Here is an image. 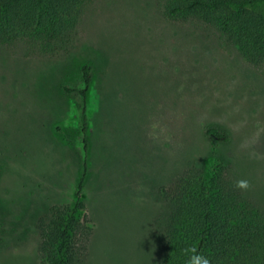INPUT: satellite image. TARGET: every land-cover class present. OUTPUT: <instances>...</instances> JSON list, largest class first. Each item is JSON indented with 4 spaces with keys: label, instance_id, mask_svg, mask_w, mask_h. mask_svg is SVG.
Segmentation results:
<instances>
[{
    "label": "rangeland",
    "instance_id": "1",
    "mask_svg": "<svg viewBox=\"0 0 264 264\" xmlns=\"http://www.w3.org/2000/svg\"><path fill=\"white\" fill-rule=\"evenodd\" d=\"M120 1L94 4L71 48L31 56L0 49V264H40L39 218L77 198L82 103L64 86L79 83L86 61L94 64V83L82 198L83 213L96 223L93 264L154 260L153 225L171 208L161 189L190 161L211 170L220 158L264 203V69L164 18L153 0ZM122 4L124 17L115 21ZM254 8L264 13V3ZM126 33L144 45L119 54ZM209 125L231 141L212 150Z\"/></svg>",
    "mask_w": 264,
    "mask_h": 264
},
{
    "label": "trees",
    "instance_id": "2",
    "mask_svg": "<svg viewBox=\"0 0 264 264\" xmlns=\"http://www.w3.org/2000/svg\"><path fill=\"white\" fill-rule=\"evenodd\" d=\"M98 1L0 0V49L15 48L31 56L71 48L85 32V18ZM145 1L150 4V0L139 4ZM258 3L264 0H153L152 6L157 5L158 10L159 5L158 13L164 18L188 25L222 49L236 52L248 65L264 69V13L254 8ZM122 9L123 4L113 10L115 21L124 17ZM132 12L137 19H147L146 12ZM120 38L124 43L119 54L141 43L134 36L127 37V42ZM154 48L160 49L159 45ZM78 73L79 83L65 85L64 90L78 95L82 103L83 171L76 200L53 204L38 220L40 264H93L96 223L83 213L86 203L82 193L89 172L87 101L94 83V64L82 63ZM205 135L214 151L231 141L230 134L217 125H209ZM214 158L211 170L206 163L190 161L170 186L162 187L171 208L157 219L156 227L153 225L156 249L150 264H185L181 249L191 245L207 256L210 264H264V203H257L248 189L235 187L238 179L230 176L220 158Z\"/></svg>",
    "mask_w": 264,
    "mask_h": 264
},
{
    "label": "clouds",
    "instance_id": "3",
    "mask_svg": "<svg viewBox=\"0 0 264 264\" xmlns=\"http://www.w3.org/2000/svg\"><path fill=\"white\" fill-rule=\"evenodd\" d=\"M235 187L247 190L250 185L247 180H238ZM182 254L187 258L185 264H210V260L202 252L198 251L196 246L191 245L181 249Z\"/></svg>",
    "mask_w": 264,
    "mask_h": 264
}]
</instances>
